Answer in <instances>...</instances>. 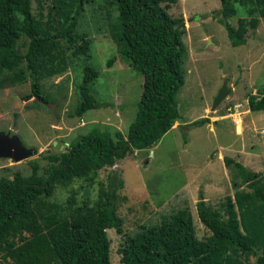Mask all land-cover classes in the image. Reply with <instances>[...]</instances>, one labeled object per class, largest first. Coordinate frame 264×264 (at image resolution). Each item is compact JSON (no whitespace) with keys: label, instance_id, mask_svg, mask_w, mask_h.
Instances as JSON below:
<instances>
[{"label":"rangeland","instance_id":"374dc122","mask_svg":"<svg viewBox=\"0 0 264 264\" xmlns=\"http://www.w3.org/2000/svg\"><path fill=\"white\" fill-rule=\"evenodd\" d=\"M231 5L236 14L228 17L212 15L220 7L219 0H176L169 5L167 13L181 17L183 22L179 35L184 47L180 64L183 83L175 95L178 123L173 122L151 147L132 151L113 166L98 170L91 181L76 178L65 186L55 184L46 199L56 203V214L66 219L83 205L92 206L106 174L116 172L122 180L115 198L122 231L118 234L112 228L106 229L112 264H119V247L140 226H158L163 216L177 210L190 214L195 237L205 239L208 231L199 222L195 209L198 192L205 194L204 183L211 182L207 205L221 212L226 196L233 199L235 189L249 190L241 182L237 167H225L217 154L236 157L235 161L247 171L258 173L264 183V110L244 112L249 95H264V16H260L264 0L262 4L235 0ZM30 10L41 33L59 30L64 17H68L63 25L67 35L61 38L67 69L37 80L43 101L56 103L57 124L54 136L50 137L52 118L48 109L35 98L21 99L29 92L30 79L26 78L22 82H3L0 87V132L15 134L38 155L63 150L68 143L93 130L109 134L118 130L125 136L139 100L142 78L129 66L127 58L118 53L112 31L118 27L113 0H30ZM238 18L247 22L256 19V26L247 28L243 44L232 46L223 24L236 27ZM82 39L89 42L88 50L72 55L73 47ZM27 42L25 37L17 40L18 53L25 51ZM85 65L97 72L89 92L100 106L78 117L73 111L79 102L77 84L82 80ZM223 84L230 91L211 110ZM235 104L240 105L236 108L241 111L240 134L233 130L231 114ZM199 117H206L208 122L188 125ZM28 160L13 162L0 157V176L13 171L28 174ZM212 186L218 189L214 191ZM24 235L32 234L24 229ZM222 253L237 258L241 264H254L252 256L232 253L230 249H222ZM0 264H5L1 257Z\"/></svg>","mask_w":264,"mask_h":264},{"label":"trees","instance_id":"16d2710c","mask_svg":"<svg viewBox=\"0 0 264 264\" xmlns=\"http://www.w3.org/2000/svg\"><path fill=\"white\" fill-rule=\"evenodd\" d=\"M175 1L113 0L118 27L112 31L118 53L142 78L133 120L125 136L118 130L111 134L89 131L63 150L28 160V174L13 171L0 176V257L5 264H112L106 229L122 231V219L115 212L122 180L116 172L106 174L92 206L83 205L66 219H60L57 204L46 199L55 184L65 186L76 178L91 181L98 170L113 166L134 150L151 147L180 118L175 95L183 83L180 64L184 47L179 40L183 22L167 13ZM234 1L219 0L220 7L212 15H235ZM255 1L262 4V0ZM260 16H264L263 10ZM67 18L59 30L41 33L30 0H0V87L3 82L29 78V92L21 99L44 100L37 80L62 73L68 66L61 45V38L67 35L63 27ZM255 23L256 19L247 22L238 18L236 27L223 24L230 44H243L247 28L254 29ZM21 37L28 42L20 54L16 42ZM88 46L82 39L71 54H84ZM96 76L91 66L82 67V80L77 84L79 102L73 115L79 117L100 106L89 92ZM247 107L264 110V95H249ZM206 122V117H199L188 125ZM223 162L237 167L249 190H235L233 199L226 196L222 212L209 207L198 192L195 209L208 231L205 239L195 237L190 214L177 210L163 216L160 225H142L130 235L118 249L119 264H241L230 254L223 256L222 249L252 256L254 264H264V183L258 173L247 171L231 158L223 157ZM24 229L32 235H24Z\"/></svg>","mask_w":264,"mask_h":264},{"label":"water","instance_id":"95a60500","mask_svg":"<svg viewBox=\"0 0 264 264\" xmlns=\"http://www.w3.org/2000/svg\"><path fill=\"white\" fill-rule=\"evenodd\" d=\"M229 92V89L225 87L223 84L221 88L218 90L213 103L211 105V110L222 100V98ZM41 103L48 109L49 114L52 118V126L50 128L51 136H54V129L57 124V118L54 114L55 102H45L41 101ZM56 142L52 140V145ZM0 157L7 158L12 160L13 162H19L22 160L33 159L37 157L36 150L33 148H26L18 136L15 134H9V131L0 132Z\"/></svg>","mask_w":264,"mask_h":264},{"label":"crops","instance_id":"0c3cea01","mask_svg":"<svg viewBox=\"0 0 264 264\" xmlns=\"http://www.w3.org/2000/svg\"><path fill=\"white\" fill-rule=\"evenodd\" d=\"M230 91V90H229ZM246 105H247V99H246ZM240 105L239 104H235L233 107H234V113H232L231 115H233V130H234V133L235 134H240V133H242V127H241V124H242V120H241V118H240V115H241V111L239 112V111H236V108H238ZM248 107H247V109L244 111V112H246V113H248ZM250 111V110H249ZM232 120V119H231ZM236 120H239V123H237V121ZM178 121V120H177ZM176 121V123H178ZM192 121V120H191ZM241 122V123H240ZM207 123V122H206ZM241 127V130L242 131H240V128ZM167 132V131H166ZM134 151H137V150H134ZM218 156H217V158H220V159H222V161H223V157H229V158H231L233 161H235V159L234 158H236V157H230V156H223V155H221V154H217ZM237 159V158H236ZM146 162V161H145ZM235 162H238V163H240L238 160L237 161H235ZM223 164H224V162H223ZM225 166V165H224ZM225 167H228V166H225ZM238 173V172H237ZM242 182V181H241ZM210 184H211V182H208V183H204V189H203V191H205V194H204V196H203V200L205 201V203L207 204V191H209L208 189L211 187L210 186ZM233 185V187H235V184H232ZM186 186V185H185ZM187 187L188 188H190V184H187ZM183 188V187H182ZM212 190H216V189H218V187H216V186H212V188H211ZM210 189V190H211ZM236 190V189H235ZM234 190V191H235ZM201 192V191H200ZM202 194V193H201ZM196 202V201H195Z\"/></svg>","mask_w":264,"mask_h":264},{"label":"flooded vegetation","instance_id":"af4514ba","mask_svg":"<svg viewBox=\"0 0 264 264\" xmlns=\"http://www.w3.org/2000/svg\"><path fill=\"white\" fill-rule=\"evenodd\" d=\"M9 134H13V133H11V132L9 131Z\"/></svg>","mask_w":264,"mask_h":264}]
</instances>
